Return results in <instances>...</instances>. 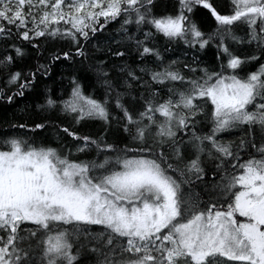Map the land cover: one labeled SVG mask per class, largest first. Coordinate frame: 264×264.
<instances>
[{"label":"snow or ice","instance_id":"obj_1","mask_svg":"<svg viewBox=\"0 0 264 264\" xmlns=\"http://www.w3.org/2000/svg\"><path fill=\"white\" fill-rule=\"evenodd\" d=\"M0 84V264H264V0H0Z\"/></svg>","mask_w":264,"mask_h":264},{"label":"trees","instance_id":"obj_2","mask_svg":"<svg viewBox=\"0 0 264 264\" xmlns=\"http://www.w3.org/2000/svg\"><path fill=\"white\" fill-rule=\"evenodd\" d=\"M223 10V9H222ZM198 21H202L201 28L204 31L211 30L214 27V20L210 16L209 13H207L206 10L199 9L196 13L195 17ZM118 25L114 24L110 27L116 28ZM215 48H212L210 50H207L206 52L201 54L202 59L206 61H212L214 58ZM64 70L63 65H57L53 69V80L57 81L56 85H52L54 88H58L59 86V80H60V73ZM255 70V67L252 69ZM48 84L51 85L52 81H47ZM65 85L67 84V81L64 82ZM2 86V84H0ZM43 89V84L38 85V92ZM59 92H57V95ZM38 96L37 94H26L25 98H17L16 103L14 105H8L2 101H0V130L7 128V121H13V120H22L26 118V115L21 110L25 108V105L29 106V111L31 110L30 106L37 100ZM67 122V121H65ZM86 130V129H82ZM11 131V130H10ZM49 142L55 144V137L51 136L49 134Z\"/></svg>","mask_w":264,"mask_h":264}]
</instances>
